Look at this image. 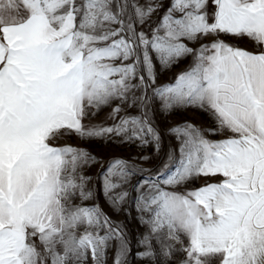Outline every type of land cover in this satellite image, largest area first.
Masks as SVG:
<instances>
[{"label": "snow or ice", "instance_id": "6c2138e0", "mask_svg": "<svg viewBox=\"0 0 264 264\" xmlns=\"http://www.w3.org/2000/svg\"><path fill=\"white\" fill-rule=\"evenodd\" d=\"M155 10L129 0H0V264H85L89 255L103 264L112 239L120 242L114 264H122V230L98 206L73 203L91 198L81 169L96 158L55 141L115 133L158 145L149 89L164 111L198 106L216 122L172 127L175 162L140 186L138 209L149 214L161 252H182L179 264H264V0H171L155 28L137 32ZM220 33L247 37L254 50L218 38L199 48L185 43ZM153 53L165 66L192 62L153 88ZM134 89L139 115L111 127L83 123L89 109L126 103ZM130 175L126 161L113 160L106 191L120 187L112 177ZM199 176L221 179L179 190ZM143 243L149 250L140 255H153L147 236Z\"/></svg>", "mask_w": 264, "mask_h": 264}, {"label": "rangeland", "instance_id": "374dc122", "mask_svg": "<svg viewBox=\"0 0 264 264\" xmlns=\"http://www.w3.org/2000/svg\"><path fill=\"white\" fill-rule=\"evenodd\" d=\"M129 2L142 7H146L149 4L156 6V10L151 13L143 24H135L137 32H150L151 29L157 26L171 5V0H129ZM207 12L209 22H211L214 13V5L211 2L207 7ZM132 14L133 9L129 7L128 15ZM161 34L163 33L161 32ZM226 35L224 33H220L218 36L210 34L195 41H185V43L189 47L199 48L200 45L209 44L217 38L224 41ZM153 61L156 75L155 84L152 85L154 88L173 82L174 77L178 73L190 66L192 57L181 58L177 62L165 66L159 63L155 53H153ZM116 63H119V61H116ZM133 83H138V81H133ZM133 94L139 97L141 90L134 89L132 93H129L130 98L126 103L115 100L99 110L95 108L89 109L88 115L84 119V124L111 127L118 124L122 117L139 115L144 109L138 100L133 101ZM148 96L150 98L148 116L159 133L158 145L151 139L147 143H142L139 139L129 140L125 136L116 135L115 133L90 139H81L73 133L71 135H62L55 142L60 145L67 144L85 149L96 158V162L85 165L81 169L84 175L90 177L87 189L92 193L91 198L81 201L77 197L73 203L98 206L112 224L122 230L126 239V251L122 257V264H179L183 258V253L176 251L172 256L165 257L161 252L162 241L150 232V226L146 223L149 219V214L138 209V197L142 192L140 186L149 177L155 178L165 163L175 162H169L168 160L169 153L173 152L178 146L175 136L170 132L172 127L188 122L200 129H211L216 127V122L213 114L207 109H201L198 106H186L164 111L160 108V101L153 96L151 89L148 90ZM117 106L121 110L119 113L113 114V109ZM205 135H208L209 139L219 140L223 139L228 133L209 135L206 132ZM175 155L178 159L179 153L177 152ZM115 159L126 161L132 175L127 177L126 181H121L117 176L112 177L114 182L120 183V187L109 192L105 189L104 175L109 163ZM206 179L208 177H195L187 184L180 185L179 190L197 188ZM123 192H127L128 195L118 204H114L111 197L118 196ZM103 234L102 230L101 235ZM146 236L151 244L150 250L153 253L151 256L140 255L149 250L148 245L143 243ZM119 245L120 242L117 239H112L109 242L103 264H114ZM176 247L179 249L180 246L177 245ZM85 264H93L90 255Z\"/></svg>", "mask_w": 264, "mask_h": 264}, {"label": "crops", "instance_id": "0c3cea01", "mask_svg": "<svg viewBox=\"0 0 264 264\" xmlns=\"http://www.w3.org/2000/svg\"><path fill=\"white\" fill-rule=\"evenodd\" d=\"M224 41L230 45H236V46H239V47L247 49V50H254L253 42L251 40H249L247 37L237 38L235 36L227 34L226 39ZM83 123H84V121H83ZM55 144L60 145L57 142H55ZM220 179H221V177H219V176H215V177L208 176V179L201 182L197 187L204 185L206 183L218 181Z\"/></svg>", "mask_w": 264, "mask_h": 264}]
</instances>
